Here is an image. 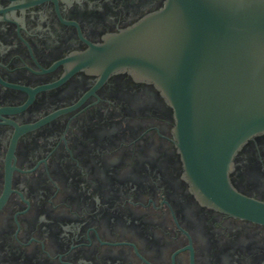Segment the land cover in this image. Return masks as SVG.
I'll use <instances>...</instances> for the list:
<instances>
[{
	"label": "flooded vegetation",
	"instance_id": "af4514ba",
	"mask_svg": "<svg viewBox=\"0 0 264 264\" xmlns=\"http://www.w3.org/2000/svg\"><path fill=\"white\" fill-rule=\"evenodd\" d=\"M166 0H0V264H264V225L192 192L173 110L77 67ZM230 181L264 203V134Z\"/></svg>",
	"mask_w": 264,
	"mask_h": 264
},
{
	"label": "water",
	"instance_id": "95a60500",
	"mask_svg": "<svg viewBox=\"0 0 264 264\" xmlns=\"http://www.w3.org/2000/svg\"><path fill=\"white\" fill-rule=\"evenodd\" d=\"M79 70L129 74L173 110L192 192L206 207L264 225V203L231 184L233 160L264 134V0H166L92 45Z\"/></svg>",
	"mask_w": 264,
	"mask_h": 264
}]
</instances>
